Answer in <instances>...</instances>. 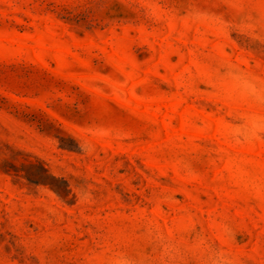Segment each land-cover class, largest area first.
<instances>
[{"label":"rangeland","instance_id":"374dc122","mask_svg":"<svg viewBox=\"0 0 264 264\" xmlns=\"http://www.w3.org/2000/svg\"><path fill=\"white\" fill-rule=\"evenodd\" d=\"M254 118L264 0H0V264H264Z\"/></svg>","mask_w":264,"mask_h":264},{"label":"clouds","instance_id":"9594fccd","mask_svg":"<svg viewBox=\"0 0 264 264\" xmlns=\"http://www.w3.org/2000/svg\"><path fill=\"white\" fill-rule=\"evenodd\" d=\"M241 86L245 94L250 98H256L257 89L255 84L248 78L241 79ZM264 134V119L254 118L252 119L248 126L244 129H235L231 138L237 142L251 141L252 139Z\"/></svg>","mask_w":264,"mask_h":264}]
</instances>
